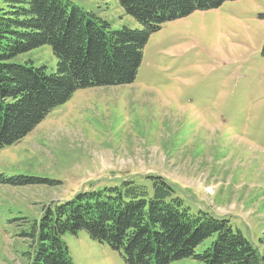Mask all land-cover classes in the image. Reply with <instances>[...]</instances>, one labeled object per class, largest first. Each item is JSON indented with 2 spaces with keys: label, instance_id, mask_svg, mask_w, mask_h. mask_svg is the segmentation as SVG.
Instances as JSON below:
<instances>
[{
  "label": "rangeland",
  "instance_id": "obj_1",
  "mask_svg": "<svg viewBox=\"0 0 264 264\" xmlns=\"http://www.w3.org/2000/svg\"><path fill=\"white\" fill-rule=\"evenodd\" d=\"M68 1L113 30L142 29L119 0ZM13 62L51 74L58 59L45 45ZM157 176L192 214L229 220L264 258V0L230 1L162 25L134 83L77 91L2 149L0 264H29L28 235L47 208L129 180L152 194ZM63 240L75 264H127L86 231Z\"/></svg>",
  "mask_w": 264,
  "mask_h": 264
},
{
  "label": "trees",
  "instance_id": "obj_2",
  "mask_svg": "<svg viewBox=\"0 0 264 264\" xmlns=\"http://www.w3.org/2000/svg\"><path fill=\"white\" fill-rule=\"evenodd\" d=\"M238 0H119L142 29L113 30L68 0H0V151L20 143L51 111L79 90L135 82L150 37L161 26L197 11ZM52 48L57 69L13 62L41 46ZM153 193L135 181L106 191L81 193L46 209L29 238V264H75L63 240L86 231L119 251L127 264H264L252 243L227 219L192 214L162 177ZM21 179L18 185L43 183ZM212 244L202 253L206 240Z\"/></svg>",
  "mask_w": 264,
  "mask_h": 264
}]
</instances>
